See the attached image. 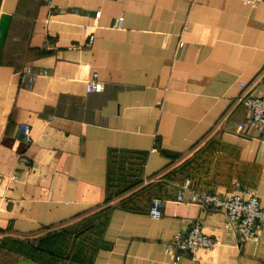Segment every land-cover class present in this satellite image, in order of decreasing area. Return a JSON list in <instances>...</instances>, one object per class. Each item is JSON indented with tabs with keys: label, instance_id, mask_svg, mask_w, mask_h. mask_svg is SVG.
Segmentation results:
<instances>
[{
	"label": "crops",
	"instance_id": "0c3cea01",
	"mask_svg": "<svg viewBox=\"0 0 264 264\" xmlns=\"http://www.w3.org/2000/svg\"><path fill=\"white\" fill-rule=\"evenodd\" d=\"M28 66L49 73L32 90ZM248 93L264 96V1L0 0V264H174L196 222L220 244L180 264H264V231L240 243L223 211L177 201L187 180L225 197L240 179L264 208V136L236 131Z\"/></svg>",
	"mask_w": 264,
	"mask_h": 264
},
{
	"label": "built area",
	"instance_id": "2783aa9c",
	"mask_svg": "<svg viewBox=\"0 0 264 264\" xmlns=\"http://www.w3.org/2000/svg\"><path fill=\"white\" fill-rule=\"evenodd\" d=\"M244 5L251 8H258L264 0H240ZM100 17V13L96 18ZM122 20V18L120 19ZM87 29V28H86ZM94 34L89 36V43H93ZM183 46V42L181 44ZM20 84L32 90L40 75H49L48 71L37 73L33 67H26L20 73ZM102 82L98 81L97 74L87 83V92H101L104 90ZM241 87L248 89L249 85L242 83ZM242 102L248 109L246 120L237 126V132L242 133L247 128L254 129L264 136V96H254L251 93L242 98ZM20 137L27 147H30L34 139L32 129L29 124L20 126ZM20 171L12 175V182H20L23 179V168L29 166V157L24 153L19 161ZM233 191L225 197L213 195L207 191H200L194 188L190 180L180 185L177 194L178 202H185L186 195L190 194V202L201 207L204 212L223 211L226 215L224 229L235 233L240 243L250 241H259L264 231V208L262 207L258 191L254 187L242 184L239 180H233L231 183ZM164 201L159 198L151 200L150 215L159 219L163 216ZM36 241L35 245H37ZM220 244L217 237L207 234L200 222L194 223L187 233H177L174 238L166 245L165 253H175L176 260L174 264H180L181 254L191 256L197 255L200 251H208L216 248Z\"/></svg>",
	"mask_w": 264,
	"mask_h": 264
},
{
	"label": "trees",
	"instance_id": "16d2710c",
	"mask_svg": "<svg viewBox=\"0 0 264 264\" xmlns=\"http://www.w3.org/2000/svg\"><path fill=\"white\" fill-rule=\"evenodd\" d=\"M179 157H180L179 154H175L173 156V158H179ZM236 180H240V179H236ZM123 192H124L123 190H121V191L119 190L116 193L113 192L115 195L110 192V195H113V196H109L108 197V201L113 200L115 197H119L120 194H122ZM36 241H38L37 245H35ZM24 243L26 244V246H27V248L29 250V254H32L34 256H37L39 253H42L43 251H45L44 250V246H43L44 240H43L42 237H39L37 240H33V241L27 240ZM6 246H12V245L6 243ZM4 248H6V247H4ZM6 249H10V248H6ZM81 264H85V263H81Z\"/></svg>",
	"mask_w": 264,
	"mask_h": 264
},
{
	"label": "rangeland",
	"instance_id": "374dc122",
	"mask_svg": "<svg viewBox=\"0 0 264 264\" xmlns=\"http://www.w3.org/2000/svg\"><path fill=\"white\" fill-rule=\"evenodd\" d=\"M262 3V2H261Z\"/></svg>",
	"mask_w": 264,
	"mask_h": 264
}]
</instances>
